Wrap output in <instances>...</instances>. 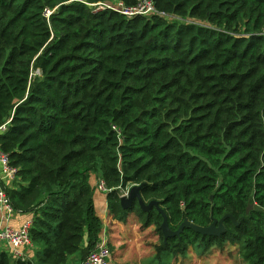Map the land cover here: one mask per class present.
<instances>
[{"label":"trees","instance_id":"trees-1","mask_svg":"<svg viewBox=\"0 0 264 264\" xmlns=\"http://www.w3.org/2000/svg\"><path fill=\"white\" fill-rule=\"evenodd\" d=\"M106 1L0 0V150L17 169L2 187L32 213L37 246L30 259L0 252V264L94 249L90 173L119 222L163 220L155 206L123 208L128 185L172 231L223 221L219 237L184 228L168 252L227 241L264 264V211L247 212L264 210V0H152L167 17L149 18L89 6Z\"/></svg>","mask_w":264,"mask_h":264},{"label":"built area","instance_id":"built-area-1","mask_svg":"<svg viewBox=\"0 0 264 264\" xmlns=\"http://www.w3.org/2000/svg\"><path fill=\"white\" fill-rule=\"evenodd\" d=\"M94 8V11L100 9H107L117 12L126 17L135 15L143 16L146 18L152 15H159L167 17L163 12L156 10L152 0H136V3L132 7H127L122 0H110L106 2H99L95 4H89ZM50 13L47 10L46 14ZM259 35L264 36V27L260 30ZM113 130L120 137V130L113 126ZM0 212L3 219L8 222L14 212L9 197L2 187V183L11 182L16 178L17 169L9 165L8 157L0 150ZM133 185H128L123 191L122 196H126L129 188ZM95 188L101 192L107 193L109 189L106 187L104 181L101 178L97 179ZM32 226V220H27L19 227L14 228L9 225H5L0 228V252H9L14 258L26 259L27 256L24 253V249L32 245L30 236V227ZM108 236L105 229L101 230V234L96 242L94 249L91 250L81 261L80 264H110L112 259V252L108 244ZM118 264V263H114Z\"/></svg>","mask_w":264,"mask_h":264},{"label":"rangeland","instance_id":"rangeland-1","mask_svg":"<svg viewBox=\"0 0 264 264\" xmlns=\"http://www.w3.org/2000/svg\"><path fill=\"white\" fill-rule=\"evenodd\" d=\"M123 227L125 229L118 230V233L116 232L114 236H118L127 242L131 239L133 242L142 243L143 253L147 252L146 254L151 257L144 261L150 262L149 264H245L237 245L227 241L219 242L207 250L197 244L187 246L182 251L168 252L160 226L159 229L156 225L145 227L139 222L135 213L129 216V222H124ZM131 231L134 232L132 236H129ZM118 237L115 239L116 241L120 240ZM112 243L113 241L109 240L108 244L111 252L113 251ZM124 246L121 249H124ZM24 253L26 255L30 254L27 251H24ZM127 253L130 254V251ZM149 253L151 254L149 255ZM27 257L31 258L28 255Z\"/></svg>","mask_w":264,"mask_h":264},{"label":"crops","instance_id":"crops-1","mask_svg":"<svg viewBox=\"0 0 264 264\" xmlns=\"http://www.w3.org/2000/svg\"><path fill=\"white\" fill-rule=\"evenodd\" d=\"M2 129H0L1 131ZM0 174H1V166H0ZM101 178L99 174H93L90 173L89 176V182L91 186L93 187V206L96 214L101 218L102 220V229L106 230L107 236H108V242L113 241V251H112V259L110 264L118 263V264H149L150 262H144L145 259L151 258L148 256V254L143 253L142 243L133 242L131 239L127 241L123 240L122 238L118 236H114L116 232L118 233V230L125 229L123 227L124 222H119L117 220L113 219V215L111 211L108 208L107 205V195L104 192H101L95 188L97 179ZM13 181L6 182V185L9 187H12ZM27 220H32V213H20L17 211H14L11 215V218L8 222H6L3 219L2 213L0 212V228L5 226L6 224L9 226H12L14 228L19 227L22 223H24ZM129 222V217L127 218L125 223ZM128 231V229H127ZM134 231H131L129 233V236H132ZM101 234V232H100ZM99 234V236H100ZM86 235V234H85ZM120 239L116 241L115 239ZM130 238V237H129ZM86 240V239H84ZM115 241V242H114ZM129 243V244H126ZM86 245V242H84V246ZM124 246V249H121V247ZM37 250V246L33 244L28 248H25L24 251L29 252L30 254H27L31 258H35V252ZM130 251V254L127 252ZM6 253L10 255L9 252L6 251ZM151 253H149L150 255ZM26 255V254H25ZM26 255V256H27ZM146 256V257H144ZM28 258V257H27ZM156 258V257H154ZM30 259V258H29ZM83 259V255L81 252H77L73 255H71L66 264H80ZM156 260V259H154ZM144 262V263H143Z\"/></svg>","mask_w":264,"mask_h":264},{"label":"water","instance_id":"water-1","mask_svg":"<svg viewBox=\"0 0 264 264\" xmlns=\"http://www.w3.org/2000/svg\"><path fill=\"white\" fill-rule=\"evenodd\" d=\"M140 185H133L129 188L128 193L126 196L120 197V204L123 208H128L131 207L133 208L135 206V202H137V205L141 211H148L151 207L155 206L158 210V212L162 215V223L160 225L161 233L164 237V240L166 241L167 238L179 235L184 228H190L194 232L199 233L204 236H220L222 233H224L225 228L222 224V220L219 222L213 221L209 226L207 227H200L197 225L192 224L188 220H185L178 230L172 231L167 222V217L164 212V210L160 207L159 203L156 200H151L148 203H145L141 196H140ZM254 208L255 210L258 211H264L261 207L254 205V204H248L247 206V212L251 209ZM87 238V235H84V239Z\"/></svg>","mask_w":264,"mask_h":264}]
</instances>
